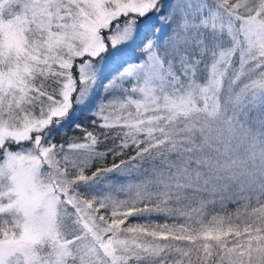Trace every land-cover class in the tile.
Wrapping results in <instances>:
<instances>
[{"label": "snow or ice", "instance_id": "obj_1", "mask_svg": "<svg viewBox=\"0 0 264 264\" xmlns=\"http://www.w3.org/2000/svg\"><path fill=\"white\" fill-rule=\"evenodd\" d=\"M0 264H264V0H0Z\"/></svg>", "mask_w": 264, "mask_h": 264}, {"label": "trees", "instance_id": "obj_2", "mask_svg": "<svg viewBox=\"0 0 264 264\" xmlns=\"http://www.w3.org/2000/svg\"><path fill=\"white\" fill-rule=\"evenodd\" d=\"M75 123H82L83 125L88 126L89 121L86 119V115H82L79 113L75 117ZM79 135H81V133L75 128L74 123L66 124L63 128L58 130L55 142L61 143L66 141L69 137Z\"/></svg>", "mask_w": 264, "mask_h": 264}, {"label": "rangeland", "instance_id": "obj_3", "mask_svg": "<svg viewBox=\"0 0 264 264\" xmlns=\"http://www.w3.org/2000/svg\"><path fill=\"white\" fill-rule=\"evenodd\" d=\"M77 114H79V113H76L75 117L77 116Z\"/></svg>", "mask_w": 264, "mask_h": 264}]
</instances>
